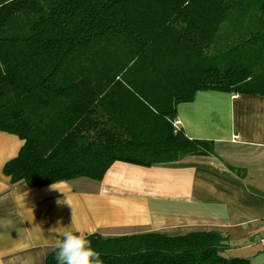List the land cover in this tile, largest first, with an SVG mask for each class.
<instances>
[{
	"label": "trees",
	"instance_id": "16d2710c",
	"mask_svg": "<svg viewBox=\"0 0 264 264\" xmlns=\"http://www.w3.org/2000/svg\"><path fill=\"white\" fill-rule=\"evenodd\" d=\"M201 92L264 96V0H0V131L23 141L4 165L11 182L214 156L177 124ZM228 242L69 234L46 264H252Z\"/></svg>",
	"mask_w": 264,
	"mask_h": 264
},
{
	"label": "crops",
	"instance_id": "0c3cea01",
	"mask_svg": "<svg viewBox=\"0 0 264 264\" xmlns=\"http://www.w3.org/2000/svg\"><path fill=\"white\" fill-rule=\"evenodd\" d=\"M177 112L186 136L212 141L214 156H186L151 167L117 162L85 191L71 181L43 187L11 182L4 165L18 155L23 141L0 131V264H46L53 246L69 234L216 231L227 233L231 243L246 234L259 242L264 96L201 92ZM258 253L263 259L257 264H263L264 249ZM230 257L256 264L254 254L233 251Z\"/></svg>",
	"mask_w": 264,
	"mask_h": 264
},
{
	"label": "rangeland",
	"instance_id": "374dc122",
	"mask_svg": "<svg viewBox=\"0 0 264 264\" xmlns=\"http://www.w3.org/2000/svg\"><path fill=\"white\" fill-rule=\"evenodd\" d=\"M178 122L179 121H177V124H178ZM74 180H76V181H74ZM74 180H71V184L74 187V189H76L77 191H79V190L85 191V190H87L86 189L87 185L94 184L92 182V180H89V179H87V180L86 179H74ZM80 180H82V182ZM260 235H262V236L264 235V223L262 224V233ZM262 236L260 237V239L258 237L259 242H257L256 239L254 241H252L253 237L249 236L247 234L245 237L239 238L240 240H242L241 242L238 240L236 242H232V243L228 242L230 250L228 252H226L225 254L226 255H233V251L235 252V254H237V253L238 254L239 253H241V254H249V253L254 254V255H256L255 263L257 264L258 262H261L263 259L262 256L258 255L259 254L258 251H260L261 249H264V244L261 242ZM237 256H240V255H237ZM263 264H264V262H263Z\"/></svg>",
	"mask_w": 264,
	"mask_h": 264
},
{
	"label": "built area",
	"instance_id": "2783aa9c",
	"mask_svg": "<svg viewBox=\"0 0 264 264\" xmlns=\"http://www.w3.org/2000/svg\"><path fill=\"white\" fill-rule=\"evenodd\" d=\"M261 242L264 244V235L261 238Z\"/></svg>",
	"mask_w": 264,
	"mask_h": 264
}]
</instances>
